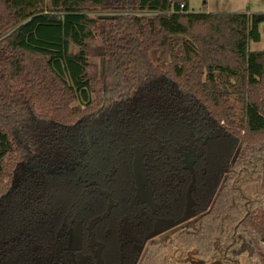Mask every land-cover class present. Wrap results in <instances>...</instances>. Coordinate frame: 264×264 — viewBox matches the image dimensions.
Segmentation results:
<instances>
[{
    "label": "trees",
    "instance_id": "trees-1",
    "mask_svg": "<svg viewBox=\"0 0 264 264\" xmlns=\"http://www.w3.org/2000/svg\"><path fill=\"white\" fill-rule=\"evenodd\" d=\"M94 8L114 15L93 17ZM100 22L115 39L94 82L87 41ZM263 33V13L191 12L189 0H0V264H63L64 222L93 220L96 237L123 217L146 222L135 145L150 165H181L177 149L203 127L200 207L237 139L238 168L264 167V50L250 49ZM208 119L223 120L226 135L211 134ZM55 148L67 164L52 159ZM20 162L33 167L14 180ZM162 176L152 169L160 206ZM232 199L222 188L214 213ZM256 226L264 241V220Z\"/></svg>",
    "mask_w": 264,
    "mask_h": 264
},
{
    "label": "flooded vegetation",
    "instance_id": "flooded-vegetation-1",
    "mask_svg": "<svg viewBox=\"0 0 264 264\" xmlns=\"http://www.w3.org/2000/svg\"><path fill=\"white\" fill-rule=\"evenodd\" d=\"M206 124L211 134L226 135L223 120L217 124L208 119ZM194 128L198 133L192 130L187 143L177 149L181 165H150L143 147H133L135 195L149 212L146 222L123 217L120 228L107 227L100 237L94 233L93 220L89 224L81 219L64 222L57 237L63 264H264V241L256 226L264 220V167L243 158L238 168L241 142L237 139L213 195L205 206H198L195 165L209 133L199 125ZM52 154V159L67 164L57 148ZM136 158L150 195L147 200L138 193ZM152 169H159L163 175L162 206L157 200ZM184 170L191 177L186 188ZM222 188L229 196L234 192L238 200L227 204L228 213H214ZM110 205L105 216L110 214Z\"/></svg>",
    "mask_w": 264,
    "mask_h": 264
},
{
    "label": "rangeland",
    "instance_id": "rangeland-1",
    "mask_svg": "<svg viewBox=\"0 0 264 264\" xmlns=\"http://www.w3.org/2000/svg\"><path fill=\"white\" fill-rule=\"evenodd\" d=\"M189 9L191 12H212V13H234V12H245V13H263L264 14V0H189ZM91 16L100 17L101 15H106L101 8H94L91 11ZM114 15L112 13H108ZM114 37V38H113ZM115 39V34L111 31L109 24H104L102 22L98 23L95 28V37L87 41L88 47V67L87 75L94 82H98L103 75L104 62L108 51L110 50V40ZM117 39V38H116ZM74 46L72 50H76ZM251 50H264V33L262 34L261 40L257 42H250ZM11 87H15V83L9 82ZM151 97V96H150ZM27 101L30 105H34V108L39 111V105L32 102L29 98ZM32 140L38 139L32 136ZM11 160V159H10ZM13 160L10 161L12 163ZM136 174L138 180V193L141 199L147 200L150 195L146 192L145 184L143 183L139 161L136 158ZM33 166L25 162H20L15 173V179L18 180L22 174L31 169Z\"/></svg>",
    "mask_w": 264,
    "mask_h": 264
},
{
    "label": "water",
    "instance_id": "water-1",
    "mask_svg": "<svg viewBox=\"0 0 264 264\" xmlns=\"http://www.w3.org/2000/svg\"><path fill=\"white\" fill-rule=\"evenodd\" d=\"M100 17H102V18H109V17H113V15L106 14V15H101Z\"/></svg>",
    "mask_w": 264,
    "mask_h": 264
},
{
    "label": "built area",
    "instance_id": "built-area-1",
    "mask_svg": "<svg viewBox=\"0 0 264 264\" xmlns=\"http://www.w3.org/2000/svg\"><path fill=\"white\" fill-rule=\"evenodd\" d=\"M181 7L183 8L184 7V4H181Z\"/></svg>",
    "mask_w": 264,
    "mask_h": 264
}]
</instances>
